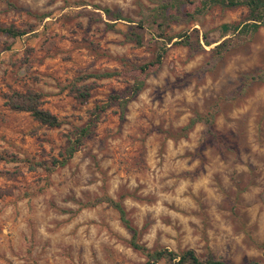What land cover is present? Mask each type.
Wrapping results in <instances>:
<instances>
[{
	"label": "rangeland",
	"instance_id": "rangeland-1",
	"mask_svg": "<svg viewBox=\"0 0 264 264\" xmlns=\"http://www.w3.org/2000/svg\"><path fill=\"white\" fill-rule=\"evenodd\" d=\"M159 1L0 0V26L25 31L0 32V264H143L118 211L87 204L102 196L120 202L149 249L264 262V80L251 77L264 71V26L223 32L247 11L215 5L195 17L177 11L165 25L170 41L152 26L141 45L129 40L130 25ZM178 34L191 45L174 44ZM163 44L161 67L124 110L111 102ZM104 72L114 74L94 76ZM73 83L85 84L87 100ZM25 90L41 92L61 124L42 125L5 104V95ZM106 102L94 120L92 110ZM196 114H212L209 129H184ZM90 120L79 149L52 167Z\"/></svg>",
	"mask_w": 264,
	"mask_h": 264
},
{
	"label": "trees",
	"instance_id": "trees-1",
	"mask_svg": "<svg viewBox=\"0 0 264 264\" xmlns=\"http://www.w3.org/2000/svg\"><path fill=\"white\" fill-rule=\"evenodd\" d=\"M220 5L224 8L232 7H245L247 14L240 25H227L223 24L221 28L223 32H227L229 29L238 30L239 33L253 34L261 26H264V0H198L196 4L192 6H186L183 0H161L158 6L153 9L147 17L143 18L137 25H130V31L127 38L134 41L136 44L141 45L144 38V30L147 26H152L157 30L160 37L166 38V40H171L172 37H165V25L176 16L177 11L184 12L189 17H195L198 13H203L209 8ZM103 11L107 15H114L116 18H121L118 13H113L108 8H103ZM108 26H112L108 23ZM0 32H4L13 37L21 36L25 34V31H20L14 26H0ZM193 33L196 36L197 41H199L198 30L193 29ZM180 39L173 42L174 44L191 45L190 35L178 34ZM228 39L222 40L216 45L217 49H222L227 44ZM207 42V41H206ZM208 44V43H207ZM168 47L163 44L157 47L155 56L152 60L147 61L141 65L135 66L130 71L133 76V83L128 88L127 93L114 94L111 96V102H116L119 104L122 110H124L127 102L134 97L144 86L146 78L156 72L162 64V59L167 51ZM114 73L104 72L98 73L94 76L97 77H109ZM92 76V75H87ZM254 79L264 80V71L260 76H251ZM84 75L78 77L79 80L84 79ZM72 89L76 92L77 98L81 101H85L89 98L90 93L85 84L77 85L73 83ZM43 94L39 91L25 90V91H13L10 94L5 95V104L11 109L28 112L35 120L40 124L49 127H56L61 124L60 119L50 112L48 109L43 107L42 103ZM110 102V101H109ZM108 102L97 105L92 110L94 120H97L99 111L104 110L108 106ZM212 121V114L193 116L184 129H190L195 123L202 122L209 129V124ZM94 121L90 120L86 125L77 128L75 133L67 139V144L62 152L59 153L57 157L52 158L51 166H64L67 161L73 156V154L82 145L84 138L90 133L91 127ZM35 165H43L42 162L34 163ZM99 202H106L110 206L114 207L118 213L121 222L128 228L131 233L130 245L141 251L146 256V261L143 264H157L160 260H164L168 264H232L230 262H225L218 258H215L211 254L204 257H200L193 248H185L180 251H174L166 247H160L155 249H149L142 244L138 243L136 239L137 231L130 224V221L126 215V212L119 201H116L107 196H102L94 199L93 201L87 203L88 205H94ZM249 264H264L258 262H251Z\"/></svg>",
	"mask_w": 264,
	"mask_h": 264
}]
</instances>
